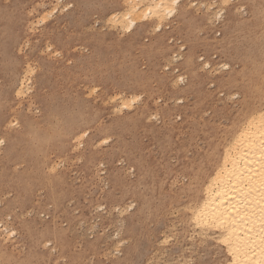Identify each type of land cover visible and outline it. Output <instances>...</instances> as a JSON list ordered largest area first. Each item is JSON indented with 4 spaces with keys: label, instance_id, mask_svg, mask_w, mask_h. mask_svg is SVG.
I'll list each match as a JSON object with an SVG mask.
<instances>
[{
    "label": "rangeland",
    "instance_id": "obj_1",
    "mask_svg": "<svg viewBox=\"0 0 264 264\" xmlns=\"http://www.w3.org/2000/svg\"><path fill=\"white\" fill-rule=\"evenodd\" d=\"M128 1L0 0V226L17 233L0 230V264L216 260L181 232L186 186L264 107V0H230L219 20L224 0H181L160 31L151 18L122 31L111 18Z\"/></svg>",
    "mask_w": 264,
    "mask_h": 264
},
{
    "label": "snow or ice",
    "instance_id": "obj_2",
    "mask_svg": "<svg viewBox=\"0 0 264 264\" xmlns=\"http://www.w3.org/2000/svg\"><path fill=\"white\" fill-rule=\"evenodd\" d=\"M173 5H176V0H173ZM65 7L72 8L73 5L68 3L66 6H60V9L63 10ZM192 7H196V5H192ZM231 7L240 8V6L236 5H232ZM229 10L230 0H224L222 5L216 6V12L213 14L214 19L219 20L224 15V12ZM173 14L174 10L172 9L167 13L169 16ZM21 51H23V48ZM48 51L51 52V49ZM55 55L59 56V52H56ZM201 59L203 60V57ZM202 66L210 67L206 63ZM225 67H228L227 63H225ZM28 71L29 75H31L34 70L30 66ZM179 80L181 83L183 82V75L180 76ZM93 93L99 94V90L92 87L89 95ZM234 95L237 98L239 94L234 93ZM141 99L142 97L137 95L133 98L131 104H135ZM129 107L130 103L121 101L116 106V110L120 112L122 109ZM151 119L155 121L158 119V116L153 115ZM5 123L10 128L17 127L19 124L18 121L9 123V119ZM87 135L88 131L85 129L75 138L77 140V146H81L79 145V140ZM4 143V138L0 137V146ZM100 143L111 145L112 134L109 133L105 137H102ZM249 156L250 159L247 161L245 171H233L232 174L225 178L223 176L224 169L222 168L214 174V183L217 184V191L219 190V185L226 182L228 186L232 187L233 192L239 193L238 201L236 197H233L231 201L233 205L231 211H224L220 212L219 215L213 214L209 216L206 213L207 204H205L203 209H199L198 214L193 212L188 217L189 220L194 221L195 226L198 228L203 227L206 230H216L210 233L215 243L209 245V247L216 249V252L208 253V256H214L219 252L221 258L218 260L196 258L186 261L185 264H223L225 258H227V264H264V143H261L258 147L251 145L249 148ZM62 167L63 164L57 161L50 165L49 171L55 175L57 170ZM233 180L236 181L235 184L232 183ZM132 206L134 207V205ZM225 209H227V205H225ZM127 210L124 209V211ZM116 211L118 213L121 212L120 209H116ZM0 230L4 232L5 237H15L17 235L14 230L4 229L2 226H0ZM124 243L127 244L129 242L124 241ZM163 243L168 244L169 241L165 239ZM44 247L50 248L52 252L56 251L48 242L44 243ZM115 254H121L119 246ZM57 264H60V262L57 261ZM63 264H67V260ZM153 264H172V261L161 255L158 260L153 261Z\"/></svg>",
    "mask_w": 264,
    "mask_h": 264
},
{
    "label": "bare ground",
    "instance_id": "obj_3",
    "mask_svg": "<svg viewBox=\"0 0 264 264\" xmlns=\"http://www.w3.org/2000/svg\"><path fill=\"white\" fill-rule=\"evenodd\" d=\"M180 2L181 0H176V5L174 6L173 0H129L128 7L124 8L125 10L123 11H119V12L117 11V13L113 14L111 18V22H113L114 25L119 27L122 31L124 30L131 31L139 22L151 18L152 19L151 21L157 23L156 29L160 31L163 27V22L166 19H170L174 17ZM170 9L174 10V14L171 16L167 15ZM54 10L55 9H53V11ZM6 30L7 29H5L4 27L0 28V40H4V37H6L8 41L6 40L4 41L11 44L10 42L11 35L10 33L9 34L6 33ZM226 37L229 38L230 40V35H227ZM206 64L210 65V62L207 61ZM256 68H257V72H259L260 67L257 65V62L254 60L253 69ZM21 90L23 89H20V91ZM18 92L19 91H17V93ZM23 92L21 93L19 92V94L21 95ZM124 98L125 97L122 98V101L128 102ZM242 118L243 119L238 120L237 123L235 122V125H230L229 127L230 131L225 137H222L223 139L221 140V146L217 147V148L221 147L222 151L218 152L214 157L213 156L206 157L207 155L204 156L205 162H207L208 164L207 167L197 168L196 170H194L192 173V183L186 186L188 187L187 190L189 197L188 200L186 201V204L183 205V208L186 210V213H184L182 217L183 221L181 223L182 224L181 232L183 233L184 231L187 237L191 241L197 244L207 243L211 245L215 243V241L211 238L210 233L216 230L215 229L206 230L203 227L198 228L195 226L194 221L189 220L188 217L191 216L193 212H196L198 214L199 209H203L205 204H207L206 213L209 216L213 214L219 215L220 212H224V211L230 212L233 207L231 203L233 197H236L237 201L239 198V193L233 192L232 187L228 186L226 182L220 184L219 190L217 191V184L214 183V174L216 172H219L222 168L224 169L223 176L225 178L230 174H232L233 171L235 172L245 171L247 161L248 159H250L249 156L250 146L255 145L256 147H258L261 143H264V107L261 108L253 107L248 110H244V114L242 115ZM74 134L76 137V133ZM211 157L213 158L210 159ZM232 183L235 184L236 181L233 180ZM225 205H227V209H225ZM181 207L182 206H180V208ZM163 238L159 241L161 242L164 241ZM211 249H212L211 252H216V249L212 247ZM213 258H215L216 260L220 259L221 258L220 253L217 252V254L214 255ZM223 264H227V258L224 259Z\"/></svg>",
    "mask_w": 264,
    "mask_h": 264
}]
</instances>
